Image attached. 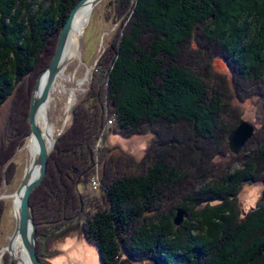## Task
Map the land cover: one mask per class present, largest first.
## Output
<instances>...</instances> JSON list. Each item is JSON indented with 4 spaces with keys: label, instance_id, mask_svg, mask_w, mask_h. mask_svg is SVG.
<instances>
[{
    "label": "trees",
    "instance_id": "16d2710c",
    "mask_svg": "<svg viewBox=\"0 0 264 264\" xmlns=\"http://www.w3.org/2000/svg\"><path fill=\"white\" fill-rule=\"evenodd\" d=\"M78 1L0 0V108L18 83L34 73L44 55L54 51L58 34ZM130 22V33L121 38L107 83L116 126L127 134L147 124L187 122L199 135L215 139L220 129L219 103L203 79L182 64L183 50L204 30L220 45L233 74L247 83H255L254 77L262 79L264 0H137ZM146 35L149 39L144 43ZM26 94L21 92L13 110L14 114L18 109L21 118L29 100ZM90 115L76 107L72 126L51 156L45 180L31 196L39 224V255L43 235L80 226L79 217L73 219L79 212L71 209L72 182L88 172L93 144L104 127V115ZM230 121H223L224 126ZM26 134L20 127L14 140L19 143ZM242 152L252 154L247 148ZM158 153L147 176L115 179L107 188V209L97 213L93 222L86 221L87 235L100 250L103 264L119 262L123 235L137 222L140 227L134 229L130 252L153 256L160 264H264V197L243 218L234 205L244 183H264V149L257 154L256 164L247 160L242 172L199 190L198 197L191 198L196 202L179 203L165 217L167 222L157 217L160 213L155 214L152 201L157 204L161 190L176 186L180 177L172 173L167 155ZM254 167L259 171L254 172ZM203 202L207 205L202 211L194 209ZM178 209L189 217L178 227L181 230L173 225ZM1 211L0 206V217ZM195 215L202 226L191 228ZM43 229L49 231L42 233Z\"/></svg>",
    "mask_w": 264,
    "mask_h": 264
},
{
    "label": "rangeland",
    "instance_id": "374dc122",
    "mask_svg": "<svg viewBox=\"0 0 264 264\" xmlns=\"http://www.w3.org/2000/svg\"><path fill=\"white\" fill-rule=\"evenodd\" d=\"M136 2L137 0H100L91 9L85 6L77 11L76 14L83 16L80 22L83 31L78 39L80 54H73L69 58L70 60L55 79L47 102L41 106L44 108L45 117L41 123L39 121L38 123L47 139L49 149L53 146L48 159L47 172L51 168L49 161L59 139L72 126L76 107L78 106L80 113L86 116H92L90 114L95 112L104 115L102 118L104 127L92 148L93 162L90 163L86 175L80 177L79 182L75 179L72 182L71 191L75 193V200L70 204L73 206L71 209H76L80 214L73 218L79 217L80 226L72 225L70 229H65L58 235L49 237L43 235L42 243L39 244L41 255L38 253L42 264H103L100 250L87 235L88 223L90 220V223L93 222L95 215L109 206L107 188L111 183L121 177L147 176L149 168L159 157L158 152L163 151L165 156L167 155L169 159L167 161L173 166L172 173L176 174L175 177H180L179 184L162 189L160 200L157 204L154 201H152L153 205L151 204L152 209H157L155 214L160 213L157 217L166 220L165 217L170 215L179 203L196 202L191 198H196L199 190L216 185L227 175L242 172L247 168L246 163L250 160L251 163L256 164L257 154L264 149V128H261L264 127V76L261 77L262 79L254 77L255 83H247L244 78L233 74L227 60L224 59L220 45L212 36L204 34V30L196 33V38L186 43L181 62L203 79L210 96L219 103L220 129L215 139L199 135L187 122L169 126L147 124L139 132L127 134L116 126L113 103L108 97V92L106 93L109 70L116 57L121 38L124 34L130 33L127 29L130 28ZM48 4L50 1L46 2V5ZM59 34L54 51L44 55V60L37 65L34 73L18 83L13 95L0 108V206L2 207L0 264L10 262L24 264L8 245L16 229L18 218L15 195L30 163L28 143L33 142L32 152L36 150L29 120L32 93L39 75L48 67L54 56ZM71 36L72 32L69 42L72 41ZM148 39L146 35L143 39L144 43ZM63 76L67 79L70 76L67 82H65L66 77ZM75 76L83 79L82 86L76 84ZM21 92L29 95L22 118L17 113L18 109L13 114ZM230 119L232 121L225 127L223 121L225 123ZM241 120L249 122L253 126V132L240 150L234 152L230 147L229 133ZM20 127L27 131V134L17 143L14 139L18 138L15 135ZM57 135L59 137L54 143ZM246 148L251 149V155L242 152ZM258 167L260 168L259 165ZM259 168L254 167V172H258ZM47 172L42 182L33 189L31 196L43 183ZM154 174H151L150 178H153ZM263 197L262 181L244 183L234 202L240 217H245ZM206 203L198 204L194 209L200 212L206 207ZM180 210H175V217ZM181 211L183 215L181 223L176 224L175 218L173 220L176 229H180L178 227L189 218L183 210ZM196 215L198 219L201 217L198 213ZM197 216L196 218L192 216L194 221L190 222L193 224L189 225L191 228L202 226L201 219L199 221ZM138 223L123 235L124 240L121 241L117 264H160L153 256L147 257L130 252L131 237L135 235L134 229H139L140 223ZM38 226L37 223V231ZM41 231L46 233L49 230ZM36 239L38 252V238Z\"/></svg>",
    "mask_w": 264,
    "mask_h": 264
},
{
    "label": "water",
    "instance_id": "95a60500",
    "mask_svg": "<svg viewBox=\"0 0 264 264\" xmlns=\"http://www.w3.org/2000/svg\"><path fill=\"white\" fill-rule=\"evenodd\" d=\"M100 0H79L72 8L70 15L63 25L58 39V44L54 56L48 67L39 75L36 85L32 93V100L30 105L29 120L32 127V135L36 138L38 144V154L27 168L24 178L16 191V195L20 196L19 208L17 212L16 229L10 239L9 249L11 250L12 243L17 235L22 239L26 254L28 256L29 264H42L37 252V223L32 214L30 204V196L33 189L42 182L47 172V164L50 156L46 142L43 139L42 130L38 126L36 117L39 108L44 105L49 97L54 80L62 68V59L68 43V38L72 25V16L79 7L90 3L93 7ZM46 74V78L42 83V77ZM253 126L244 120L229 133L230 147L234 152H238L245 141L252 136ZM59 135L56 136L55 141ZM40 167L38 175L34 176L35 171ZM183 220L182 211L180 210L175 217V223L179 224ZM12 252V251H11ZM12 258L14 255L12 253ZM11 264V262L9 263Z\"/></svg>",
    "mask_w": 264,
    "mask_h": 264
},
{
    "label": "bare ground",
    "instance_id": "6f19581e",
    "mask_svg": "<svg viewBox=\"0 0 264 264\" xmlns=\"http://www.w3.org/2000/svg\"><path fill=\"white\" fill-rule=\"evenodd\" d=\"M85 6H87V9L88 8H92L91 6H90V3L88 2V3H86L85 5H83V6H81V7H79L78 8V10L80 11V9H82V7H85ZM77 10V11H78ZM77 11L74 13V15L77 13ZM74 15L72 16V25H73V17H74ZM83 19V16H81V14L79 15V13L78 14H76L75 15V17H74V28H73V30H72V25H71V30H70V33L72 32V41L70 40V42H69V39H70V34H69V38H68V43H67V46H66V49H65V52H64V56H63V59H62V63H61V65H62V68H61V70L59 71V73L57 74V76H56V78L60 75V73L62 72V70H63V68H64V66H65V64H67V61L68 60H70L69 58L70 57H72V55L73 54H80V42H79V37H80V35L82 34V31H83V28L81 29L80 28V22H81V20ZM67 53H68V55H67ZM64 77H66V76H63V78ZM70 77V76H69ZM69 77H68V79H69ZM45 78H46V74H44V76L42 77V83L44 82V80H45ZM55 78V79H56ZM67 77H66V80H65V82H67ZM55 81V80H54ZM75 81H76V84H80V86H82V84H83V79L82 78H78L77 76H75ZM64 82V83H65ZM54 84V83H53ZM57 88V87H56ZM74 88H76V87H74ZM77 89V88H76ZM76 89H75V91H76ZM57 90V89H56ZM44 117H45V111H44V108H39V110H38V112H37V117H36V121H37V124H38V126L40 127V125H39V123H38V121L41 123L42 122V120L44 119ZM41 128V127H40ZM42 130V129H41ZM42 135H43V139H44V141L46 142V144H47V139L45 138V135H44V133H43V131H42ZM32 137H33V140H34V142H35V144H36V150H35V152H32L33 151V149H34V146H33V142H30V143H28V149H29V155H30V163H29V166L31 165V162L33 161V159L37 156V154H38V144H37V140H36V138L32 135ZM55 139H56V137H55ZM55 139H54V143H55ZM54 143H53V145H54ZM47 147H48V144H47ZM51 149H53V146H52V148ZM51 149H49V147H48V150H49V152H51L52 150ZM51 154V153H50ZM33 156V157H32ZM28 166V167H29ZM39 171H40V167H38V169L35 171V173H34V176H36V175H38V173H39ZM45 177V176H44ZM16 197H15V201H16V206H17V212H18V208H19V202H20V196L19 195H15ZM23 245V243H22V239H21V237L19 236V235H17L16 237H15V239H14V242L12 243V247H11V250L17 255V257L19 258V259H22V263H29V260H28V256H27V254H26V251H25V248H24V246H22ZM18 249H20V251H18Z\"/></svg>",
    "mask_w": 264,
    "mask_h": 264
}]
</instances>
